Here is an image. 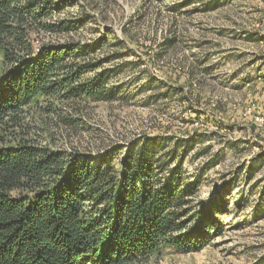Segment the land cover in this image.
<instances>
[{"label": "rangeland", "instance_id": "rangeland-1", "mask_svg": "<svg viewBox=\"0 0 264 264\" xmlns=\"http://www.w3.org/2000/svg\"><path fill=\"white\" fill-rule=\"evenodd\" d=\"M71 1L54 17L76 31L34 34V45L96 42L103 47L93 59L121 56L106 64L121 88L111 103L33 113L38 144L93 157L156 132L191 139L183 169L201 177L198 207L213 198L222 205L213 216L221 235L198 253L163 251L148 264L264 258V0ZM165 39L172 47L161 46ZM68 118L75 125L62 122Z\"/></svg>", "mask_w": 264, "mask_h": 264}, {"label": "trees", "instance_id": "trees-1", "mask_svg": "<svg viewBox=\"0 0 264 264\" xmlns=\"http://www.w3.org/2000/svg\"><path fill=\"white\" fill-rule=\"evenodd\" d=\"M68 1L0 0V264H148L163 251L200 252L221 235L213 216L223 207L214 198L198 207L201 177L183 169L194 141L156 132L91 157L33 136V113L119 96L106 64L120 55L93 59L96 42L34 45V34L76 31L54 17Z\"/></svg>", "mask_w": 264, "mask_h": 264}]
</instances>
